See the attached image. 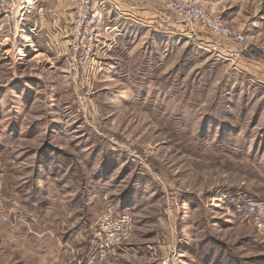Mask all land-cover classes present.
I'll use <instances>...</instances> for the list:
<instances>
[{"label": "rangeland", "instance_id": "obj_1", "mask_svg": "<svg viewBox=\"0 0 264 264\" xmlns=\"http://www.w3.org/2000/svg\"><path fill=\"white\" fill-rule=\"evenodd\" d=\"M36 1L0 0V264H264V83L122 25L78 89ZM222 3L264 50V0ZM108 209L133 222L106 253Z\"/></svg>", "mask_w": 264, "mask_h": 264}, {"label": "built area", "instance_id": "obj_2", "mask_svg": "<svg viewBox=\"0 0 264 264\" xmlns=\"http://www.w3.org/2000/svg\"><path fill=\"white\" fill-rule=\"evenodd\" d=\"M105 5L106 0H78L73 8L66 58L71 80L78 89L89 83L99 67V21ZM143 11L153 13V19L160 21V29L174 26L175 32L192 39L215 60L228 63L234 71L249 70L254 63L249 56L246 36L231 29L221 15L209 12L195 0H169L161 6L144 7ZM132 222L128 212L104 211L98 220L100 250L109 253L127 242Z\"/></svg>", "mask_w": 264, "mask_h": 264}, {"label": "crops", "instance_id": "obj_3", "mask_svg": "<svg viewBox=\"0 0 264 264\" xmlns=\"http://www.w3.org/2000/svg\"><path fill=\"white\" fill-rule=\"evenodd\" d=\"M168 1L169 0H106V5L101 10L99 21L100 45H107L109 41H115L117 37L121 36L122 32L121 30L118 32V29H120L122 25L141 26L150 31H162L167 34H176L177 32H175L174 26L170 25L164 29H160V21L153 19L155 18L153 13L143 11L144 7L161 6ZM77 2L78 0H41L43 6L41 4V6L35 8L36 27L34 36L40 38L38 42L39 45L44 42L45 45L51 49L63 50L67 48V35L70 32V20L73 16V8ZM222 2L223 0H217L216 6L211 9H217L223 14L225 13L224 19H226L225 21H229L230 18L225 12L226 5ZM231 25L233 26L232 29L242 32L246 36L247 44L250 48L249 52H251L249 56L254 62L248 67L249 70H243V72L256 75L258 80L264 83V50L258 45L251 43L249 37L241 27L238 28L234 24Z\"/></svg>", "mask_w": 264, "mask_h": 264}, {"label": "bare ground", "instance_id": "obj_4", "mask_svg": "<svg viewBox=\"0 0 264 264\" xmlns=\"http://www.w3.org/2000/svg\"><path fill=\"white\" fill-rule=\"evenodd\" d=\"M20 17H21V16H20ZM30 46H31V45H30ZM30 46H28V47L30 48ZM32 51L36 53V50H35L34 48L32 49ZM37 58H39V59H40V58H41V56H40V55H38V56H37Z\"/></svg>", "mask_w": 264, "mask_h": 264}, {"label": "trees", "instance_id": "obj_5", "mask_svg": "<svg viewBox=\"0 0 264 264\" xmlns=\"http://www.w3.org/2000/svg\"><path fill=\"white\" fill-rule=\"evenodd\" d=\"M249 54L251 55V52Z\"/></svg>", "mask_w": 264, "mask_h": 264}]
</instances>
